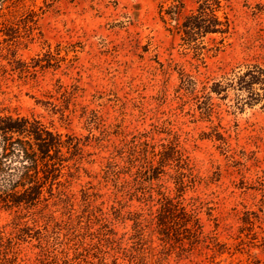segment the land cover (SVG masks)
<instances>
[{"label": "rangeland", "instance_id": "374dc122", "mask_svg": "<svg viewBox=\"0 0 264 264\" xmlns=\"http://www.w3.org/2000/svg\"><path fill=\"white\" fill-rule=\"evenodd\" d=\"M165 1L31 0L39 12L38 28L33 38L22 39L17 52L25 61L40 58L45 67L20 72L0 57V112L34 114L59 132L86 141L80 158L63 169L62 188L73 210L58 195L35 219L42 226L52 215L65 227L69 216L74 223L75 214L87 209L96 217L87 226L90 231L111 232L126 255L138 256L137 263L118 258L116 264H264V91L255 83L261 99L239 109L237 92L226 87L248 67H264V0H220L217 14L228 19L229 31L206 35L201 57L183 48L180 36L161 21L158 4ZM182 2L178 21L197 6L195 0ZM180 71L196 80L194 92L181 88ZM215 82L221 91L210 93L211 111H206L203 95ZM70 92L63 116L37 102L59 106ZM91 110L99 128L85 124ZM216 131L239 160L236 165L221 153L217 140L206 137ZM166 132L173 134L188 162L184 204L198 213L209 238L226 244L228 251L222 254L186 240L165 243L157 232V204L148 197L149 186L140 185L146 193L139 201L138 195L118 189L133 176L121 174L117 187L106 176L109 162L127 170V159L119 152L133 139L158 150ZM165 171L161 182L173 194L175 172ZM118 209L121 218L112 219ZM17 213L0 205L5 237L12 238L17 224L30 221ZM242 217L251 223L243 224ZM49 224L50 229L53 222ZM44 242L14 241L9 255L23 264H56L49 257L43 263L35 260Z\"/></svg>", "mask_w": 264, "mask_h": 264}, {"label": "trees", "instance_id": "16d2710c", "mask_svg": "<svg viewBox=\"0 0 264 264\" xmlns=\"http://www.w3.org/2000/svg\"><path fill=\"white\" fill-rule=\"evenodd\" d=\"M31 0H0V57L7 61L11 70L28 72L40 64V58H31L30 61L21 59L18 54L19 45L24 38H33L32 33L38 28L39 12L30 4ZM197 6L190 13L185 14L180 21L178 16L183 8L182 0H167L158 4L159 17L180 36L181 46L194 52V56L201 57L206 45L204 37L211 33L221 35L228 33L229 22L225 17L221 19L217 14L220 9V0H195ZM223 38L220 40L222 43ZM5 53L2 54V50ZM47 64H50L48 61ZM40 67L45 65L40 64ZM1 69V68H0ZM5 72V70H2ZM180 86L187 91L194 92L196 80L183 71L179 72ZM235 79V80H234ZM260 84L264 91V67L252 65L244 72L231 78L228 86L237 92L235 94V106L243 109L245 105H252L261 99L259 91L253 88L254 84ZM221 84L215 82L206 95L205 109L211 111L210 93L219 94ZM246 92V94L242 93ZM70 97L62 105L45 101L40 102L48 107L52 113L64 115L69 107ZM85 124L99 128V120L95 111L85 114ZM206 137L218 141L221 153L231 157L232 165L239 163L229 154V144L221 132H211ZM165 143L160 148L148 150L146 140L133 139L124 150H120L122 159H127V170L118 163L109 162L105 173L107 178L113 181L117 187V180L123 173L133 176L131 180H125V184L118 188L119 191L138 195H145V190L140 185H148L150 190L148 197L157 204V232L165 243L179 242L195 245L204 244L216 254H222L228 247L216 237L207 236L203 230V224L194 209H187L184 204L186 190V177L188 162L177 147L173 134L166 132ZM86 141L77 135L62 133L52 125L46 124L40 117L30 114H13L0 112V205L6 209H14L18 218L30 216L29 222L17 224V230L12 238L5 237L0 230V264H23L17 256L11 253L12 242L37 240L40 250L35 260L43 263L46 258L55 259L56 264H116L118 258L138 262V256L126 255L122 247V241L113 238L111 232L95 233L87 227L96 219L87 213V209L75 214L76 221L71 217L66 226L60 227L57 220H47L38 225L35 216L41 214L46 208L49 199L60 196L61 202L70 206L73 203L70 196L65 192L63 169L69 166L71 161L76 162L80 158L82 147ZM130 150V151H129ZM126 153V157L125 154ZM228 153V154H227ZM174 170L173 183L174 193L171 194L161 182V176L166 168ZM134 168V172L131 171ZM257 189V188H256ZM261 189V188H259ZM152 191L156 197L153 199ZM264 197V190L261 189ZM83 197V196H82ZM136 197V196H135ZM141 197V198H140ZM84 200V198H82ZM22 212H24L22 214ZM118 214H112V219L121 218L120 209ZM22 214V215H21ZM247 214V213H246ZM72 215V214H70ZM85 216V217H84ZM85 218V220H83ZM140 219V218H139ZM53 227L49 229V223ZM134 220V224H137ZM243 224L251 223L248 218H241ZM86 224V226H83ZM118 253L121 256H118ZM110 258V262L107 259Z\"/></svg>", "mask_w": 264, "mask_h": 264}]
</instances>
